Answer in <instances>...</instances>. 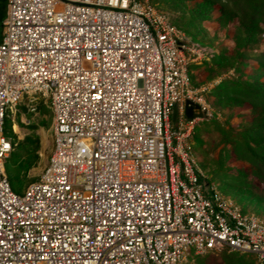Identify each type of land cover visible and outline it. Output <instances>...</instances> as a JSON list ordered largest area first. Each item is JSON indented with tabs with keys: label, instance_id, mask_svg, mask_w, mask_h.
<instances>
[{
	"label": "built area",
	"instance_id": "1",
	"mask_svg": "<svg viewBox=\"0 0 264 264\" xmlns=\"http://www.w3.org/2000/svg\"><path fill=\"white\" fill-rule=\"evenodd\" d=\"M194 53L150 0H7L0 264H182L224 249L264 264V221L202 185L192 139L211 114ZM30 94L49 103L52 151L17 194L4 122Z\"/></svg>",
	"mask_w": 264,
	"mask_h": 264
},
{
	"label": "rangeland",
	"instance_id": "2",
	"mask_svg": "<svg viewBox=\"0 0 264 264\" xmlns=\"http://www.w3.org/2000/svg\"><path fill=\"white\" fill-rule=\"evenodd\" d=\"M151 1V0H150ZM197 1L186 0L185 8L173 9L164 0H152L157 10L164 13L180 31L182 40L196 53L190 64V75L195 87L205 88L210 117L202 119L195 127L193 147L202 185L206 191L212 186L247 213L264 221V182L252 174L250 164L232 151L230 141L239 132L257 123L262 109L253 111L252 105L233 94H214L216 86L224 81H247L249 77L264 74V66L253 59L240 58L242 51H264V25L259 24V41L245 45L242 12L230 4L226 13L215 4L209 17H204L187 28L188 9ZM232 10V11H231ZM256 31V29H254ZM244 45V46H243ZM264 83V76L260 79ZM34 108V111L31 109ZM11 130L16 141L35 134L39 137V163L22 179L21 191L39 179L52 151V113L47 99L41 94H30L9 115ZM34 126L36 129L32 130ZM197 129V130H196ZM241 177V179H239ZM228 250L212 251L203 255L190 253L182 264H224ZM255 264V263H254Z\"/></svg>",
	"mask_w": 264,
	"mask_h": 264
},
{
	"label": "trees",
	"instance_id": "3",
	"mask_svg": "<svg viewBox=\"0 0 264 264\" xmlns=\"http://www.w3.org/2000/svg\"><path fill=\"white\" fill-rule=\"evenodd\" d=\"M152 1V0H151ZM155 1V0H154ZM170 3L173 9L185 8L186 0H164ZM220 5V12L226 13V9L230 4L232 8H237L242 12V26L246 35V44L255 45L258 43L259 24L264 25V0H201L197 1L192 8L188 9L187 28L192 27L204 17H209L213 6ZM232 11V10H231ZM256 29V31L254 30ZM240 58L253 59L260 65L264 66V51L256 52L254 50L242 51L238 54ZM264 74L255 77H249L247 81L233 82L224 81V83L215 87L214 94L225 93L226 95L233 94L237 98H241L245 102L252 105L253 111L260 107L263 115L257 123H251L249 127L239 132L231 141V149L238 154L241 160L250 164L253 175L260 182H264V83H260V79ZM19 107V106H18ZM32 130L36 127L32 126ZM197 130V129H196ZM4 134L10 139L13 150L5 162V170L12 190L21 194L22 179L28 172L36 167L39 163V137L35 134L26 136L21 141H16V136L11 130V120L9 116L4 122ZM22 178V179H21ZM241 179V177H239ZM24 190V189H23ZM244 212L246 210L242 208ZM212 252V251H211ZM230 252V255L224 259V264H254L253 255L242 254L238 252Z\"/></svg>",
	"mask_w": 264,
	"mask_h": 264
},
{
	"label": "water",
	"instance_id": "4",
	"mask_svg": "<svg viewBox=\"0 0 264 264\" xmlns=\"http://www.w3.org/2000/svg\"><path fill=\"white\" fill-rule=\"evenodd\" d=\"M190 104V102H186V104H185V110H184V114H185V117L187 118V119H192V118H194V117H201V114L200 113H194L193 112V108H195V109H198V106L197 105H195V106H191V105H189ZM176 115H177V110L176 109H174L173 110V113H172V121L174 122L175 121V119H176Z\"/></svg>",
	"mask_w": 264,
	"mask_h": 264
},
{
	"label": "crops",
	"instance_id": "5",
	"mask_svg": "<svg viewBox=\"0 0 264 264\" xmlns=\"http://www.w3.org/2000/svg\"><path fill=\"white\" fill-rule=\"evenodd\" d=\"M6 11H7V0H0V41L2 38L3 22L6 17Z\"/></svg>",
	"mask_w": 264,
	"mask_h": 264
}]
</instances>
